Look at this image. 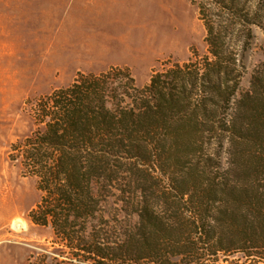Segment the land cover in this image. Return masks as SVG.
Instances as JSON below:
<instances>
[{
	"label": "trees",
	"instance_id": "obj_1",
	"mask_svg": "<svg viewBox=\"0 0 264 264\" xmlns=\"http://www.w3.org/2000/svg\"><path fill=\"white\" fill-rule=\"evenodd\" d=\"M212 3L228 18L206 22L207 53L143 86L124 68L82 73L34 105L31 217L80 260L264 264V42L257 68L245 62L264 0Z\"/></svg>",
	"mask_w": 264,
	"mask_h": 264
},
{
	"label": "rangeland",
	"instance_id": "obj_2",
	"mask_svg": "<svg viewBox=\"0 0 264 264\" xmlns=\"http://www.w3.org/2000/svg\"><path fill=\"white\" fill-rule=\"evenodd\" d=\"M223 13L210 0H0V264H92L31 217L43 191L21 144L38 128L34 105L82 73L124 68L146 85L156 71L207 53L206 22H225ZM252 35L249 71L263 59L264 30ZM239 38L231 35L235 47ZM213 136L208 152L219 147Z\"/></svg>",
	"mask_w": 264,
	"mask_h": 264
},
{
	"label": "bare ground",
	"instance_id": "obj_3",
	"mask_svg": "<svg viewBox=\"0 0 264 264\" xmlns=\"http://www.w3.org/2000/svg\"><path fill=\"white\" fill-rule=\"evenodd\" d=\"M14 224L17 228H19L23 225V223L21 221H14Z\"/></svg>",
	"mask_w": 264,
	"mask_h": 264
}]
</instances>
